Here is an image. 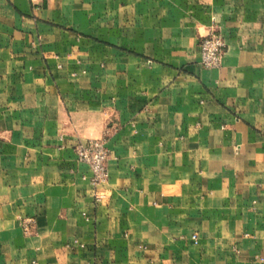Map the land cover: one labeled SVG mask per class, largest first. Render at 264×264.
I'll return each mask as SVG.
<instances>
[{"label": "crops", "instance_id": "1", "mask_svg": "<svg viewBox=\"0 0 264 264\" xmlns=\"http://www.w3.org/2000/svg\"><path fill=\"white\" fill-rule=\"evenodd\" d=\"M0 264H264V0H0Z\"/></svg>", "mask_w": 264, "mask_h": 264}, {"label": "built area", "instance_id": "2", "mask_svg": "<svg viewBox=\"0 0 264 264\" xmlns=\"http://www.w3.org/2000/svg\"><path fill=\"white\" fill-rule=\"evenodd\" d=\"M201 63L205 69H215L221 66L226 51V43L222 34L216 30L211 31L203 37L200 42ZM78 159L88 164L92 170V181L99 184L107 181L109 177L108 159L109 150L106 146V139L92 140L86 145L76 147ZM28 224V223H27ZM27 226L25 225V229ZM195 242L198 238L193 236Z\"/></svg>", "mask_w": 264, "mask_h": 264}]
</instances>
